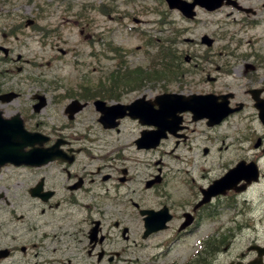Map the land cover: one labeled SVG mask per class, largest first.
I'll return each mask as SVG.
<instances>
[{"label": "rangeland", "instance_id": "374dc122", "mask_svg": "<svg viewBox=\"0 0 264 264\" xmlns=\"http://www.w3.org/2000/svg\"><path fill=\"white\" fill-rule=\"evenodd\" d=\"M113 1L114 4L110 0H0V45L4 46L2 37L6 39V42H10L6 47L10 48V55L13 59H16V56L20 54L22 61L15 65L23 69L18 73L14 66L10 68L0 63V79L3 76L12 78L11 81L3 85L0 84V91L12 87L13 89H18V91L19 88L22 89V93H34L35 89L38 88L37 83L39 81L58 78L62 80V85L58 84L57 86L61 85L63 93L70 90L71 94L76 95L79 92L74 90V88L82 86L92 91L90 94H94L97 92L98 79L103 78V81L108 83L107 77L111 73L113 76L116 74L120 75L127 70L131 71L135 68L141 70L139 77L145 82L137 85L136 89H120L119 91L115 89L113 91V93L119 92L126 94V97L129 96L127 102L141 94L153 97L163 90L160 84H165L169 90L175 92H178L181 87L185 93L206 94L212 92L213 89L224 91L226 87L238 88L241 89V92L243 91V85H232V81L225 76L216 80L212 78L210 83L193 80L186 76L185 85H180V87L176 83L179 73H176L177 76L173 78V83L170 84L166 81L160 82L161 79L154 80V77L149 76V72H151L149 68L150 58L149 55H146L148 50L145 47L144 33L149 34L150 29H153L154 25L157 26L158 24L155 22L158 20L157 16L149 14L147 4L150 7L157 8L159 4L155 0ZM240 2L243 5H253L259 11L257 16L247 18L248 20L254 21L264 17V7H262L264 0H240ZM84 4L87 5L86 13L88 17L82 20L77 16V11ZM104 7L107 12L106 14H101L100 8H102L103 12ZM202 18L205 19V17ZM217 18L216 20L221 23L225 20L234 22L238 19L237 17L226 19L223 16ZM25 19L36 20L37 32L32 28L25 27ZM134 19H140L143 22L135 24L133 22ZM209 19L211 20L210 17L206 20ZM177 21L179 22V20ZM20 27H22L24 33L17 37L10 38L3 32L9 28H16L17 34H20L23 32ZM239 27H242V25L232 23L228 25L229 34L231 35L233 30V33L236 32L237 29L236 40H247V36L239 32ZM1 28L4 29L2 30ZM210 29L213 32L215 31V27ZM45 30L52 31L48 38H43L41 35ZM250 34L251 36L262 35L257 46H264V33L261 32L260 28L253 31L249 30L248 35ZM254 41L252 40L249 45L255 46ZM110 44L118 49L112 52ZM236 44L237 41L233 40L231 46ZM221 46H223V42L220 45L216 44V47H220L219 50L222 51ZM60 50L65 51L66 55L63 56ZM190 50L193 51L194 49L190 48ZM249 51L250 48L245 45L236 52V55L244 56ZM153 52L154 49H152V54ZM2 56L3 54L0 53V58ZM216 61L232 62L233 59L225 57ZM47 63H51V67H48ZM35 64H40V68H37ZM7 69H9V72L6 71ZM212 75L215 76L214 73ZM127 76H129V73ZM157 76L161 78L160 75ZM102 83L104 85V82ZM108 85L105 87H109ZM103 100L109 103L112 102L108 98ZM67 102L68 100L62 97L60 105L55 107L56 120H51L55 125L65 124L66 120L62 114V106ZM124 102L126 101H122V103ZM232 124L230 121L221 127L208 131H205V126L202 123L192 125L191 127L195 129V132H187L188 139L176 148L172 138L164 140L160 147L150 151V159L145 162L146 174L140 170H134L137 180L132 182L130 187L125 188V190L129 189L128 197L132 201L127 202L128 199H125L123 204L129 207V204L131 205L132 202H135L139 207L153 209H158L162 204H168L172 207V213L178 217L182 215L183 211L192 209L197 201L196 187L208 184L212 178L220 174L224 163L226 164L235 152L233 149L238 143L235 140H240L245 135L248 140H243L247 144L245 147L242 144V147L246 149V153L248 151V155L254 151L252 149L249 150L251 143H254L257 137L255 132L251 131L255 125L254 121L249 122L248 130L243 133H237L234 129L228 128L227 125L231 126ZM72 125L77 127L78 132L82 131L88 134L90 145L87 143L86 146L89 147L88 150L93 154V157L81 155L82 158H96L101 155H107L101 149L103 139L115 142L119 136L123 135L121 133L125 131L128 133L138 131L137 124L133 121L124 123L121 133L103 131L97 123V116L91 112H84L78 116L77 121ZM261 131V127L258 126L257 133L259 134ZM107 144L108 154L111 153L116 157L117 141ZM229 144L231 145L229 146ZM112 146L115 148L114 154L111 152ZM227 146L229 147L225 149ZM204 147L210 149L207 156L202 153ZM219 148H222V150L219 151ZM124 152L122 150L118 154L129 157L126 159V163L128 165L133 164L135 155L133 153V155H124ZM147 163L151 164H149L148 168ZM261 166L264 173V162H262ZM159 170L161 171L159 172ZM185 170H188L189 173H186ZM156 176H160L161 181L146 189L145 182L149 179H155ZM97 179L98 182L92 186L93 192L97 194L104 192L102 190L104 185L110 186L113 184L111 182L100 184V177ZM190 179H193V182ZM0 181L5 190L4 198L7 200L6 202L4 199H0V211H3L0 214L2 219L0 245H12L15 247L18 227L26 223L27 219H30L26 216L30 200L24 195V187L21 180H19V186L17 187V171L2 175ZM246 199L248 202L244 207V211L237 216L236 210H225L224 206L217 202L218 211L210 217L201 214L206 219H198L194 234L179 238L177 243L172 246H165L163 250L156 248L157 243L165 237L162 233H158L150 237V239L148 238L147 241L142 239L140 232L142 224L139 215L136 213L133 223L129 225L132 231L136 233V240H134L136 246L135 255H133V245H127L129 248L126 245H109L106 246V249L121 248L122 250L127 248L125 252L130 250V256L127 257V255L124 263L120 264H129L128 258L134 262L131 264H185L187 256L191 254L198 239L202 242V239L209 235L213 237L217 233V235L221 234L223 230L217 232V228L221 227L220 222L225 221L230 224L237 219L236 225L232 227V230H225L227 235H229L227 245L215 264H227L229 259L242 258L240 257L242 253L245 254V261H248L253 257V254L251 252L249 254L247 251L252 242L257 241L260 245H264V179L256 189L246 195ZM113 200H116V198L112 196L109 199L105 195L104 205L112 206L111 202ZM86 201H90V198H87ZM22 204L23 206L20 207ZM129 208L132 212L133 209ZM20 212L24 215V218H22L24 221L18 218ZM30 220L33 225V220ZM63 241H47L41 247H48L50 254H57V258L69 260L72 264H95V261H91L86 255V244L73 242L76 248L71 250L62 244ZM23 242H27V240ZM149 253H152L155 258L149 259ZM12 261L10 260L9 264H12Z\"/></svg>", "mask_w": 264, "mask_h": 264}, {"label": "flooded vegetation", "instance_id": "af4514ba", "mask_svg": "<svg viewBox=\"0 0 264 264\" xmlns=\"http://www.w3.org/2000/svg\"><path fill=\"white\" fill-rule=\"evenodd\" d=\"M198 9L207 13L202 8ZM2 42L5 47L10 43L6 42L5 38L2 39ZM5 47H3L4 50L0 51V53L3 52L0 63L10 68L14 66L20 73L23 69L15 65L22 61L20 54L16 56V59H13L10 55V48ZM212 48H206L201 58L195 54H190L188 51L183 52V50L176 53L172 58H167L170 65L183 71L176 83L179 87L180 85L184 86L185 76L187 75H189L188 78L199 81H203V79L208 81L212 77V73L215 74L213 76L214 80L225 76L232 81V85L244 86L242 92L241 89L228 87L224 91L221 89L215 90L214 94L218 96L225 95L228 106L234 109V112L226 120L236 116L239 119L236 124L242 125L249 111L254 114L252 119L254 117L258 119L255 99L264 103V48L249 47L250 51L244 56L236 55L233 52L220 54V59L229 57L233 59L232 62L215 61L214 54L211 51ZM62 55H65V53H62ZM19 68L22 70L19 71ZM6 71L9 72V69ZM11 80V77L3 76L0 79V84L3 85ZM53 81L57 82L53 83ZM61 82L62 80L58 78L44 79L37 83L38 88L35 89V92L29 94L22 93L20 88L18 91V89H13L12 87L0 91V94L6 92L17 93L15 100L3 106L7 116L17 112L22 117L24 124L29 126V130L40 132L47 137V141L42 145H36L37 148L44 147L48 149L56 145L66 155V157H59L45 164L34 166L20 165L15 168L11 166V169L2 168L3 171L0 173V177L17 171V187L19 186V180H21L24 187V195L30 200L26 216L32 219L34 224L32 225L31 220L27 219L26 223L18 227L15 247L12 245H0V252L8 250V253L0 254V264H9L10 260H13L12 264H72L69 260L57 258V254H50L48 247H41L47 241L59 240H64L62 244L71 250L76 248L73 242L86 244V255L91 261H95V264H120L127 255V257L130 256V253L125 252L124 248L122 250L121 248L106 249V246L135 245L136 233L132 231L129 225L133 223L135 214H139L140 210L145 208L139 207L135 202H132L131 205L129 204V207L133 209L131 212L130 208L123 204V201L125 199H128L127 202L132 201L128 197L129 189L125 190V188L130 187L131 183L137 180V175L134 173L137 167L135 141L139 132L128 133L125 131L121 133L123 123L130 120L127 115L116 120L117 126L110 129L104 128L98 119L97 123L103 131L123 134L115 140L118 144L116 145L117 156L114 157L111 153L108 154L107 143L115 142L103 139L101 149L107 155H101L96 158H82L81 155L93 157V154L88 150L89 147L86 146L87 143L90 145L88 134L82 131L78 132L77 127L72 124L84 112H91L99 117L94 105V101L97 99L108 98V100L112 101L111 103L106 100L103 101L109 104H122V101L127 103L129 96L126 97V94L119 92L113 93V91L115 89L118 91L120 89H136L137 85L143 84L145 80H133L126 87H111L106 83L103 85L102 82L105 81L99 79L97 80L98 88L96 93L90 94L87 88L80 86L74 88L79 93L76 95L72 93L70 96V90L64 93L61 91ZM58 84L61 85L57 86ZM106 85L110 87H105ZM164 88L165 91H162V93L170 92L167 91L166 86ZM254 88L258 90V93L253 96L251 89ZM178 93L184 94V89L180 87ZM36 94L44 95L47 98L45 106L37 112L34 109L38 101L34 99ZM139 96L147 97L146 94ZM62 97L68 100L62 106V114L66 121L64 125H55L51 120H56L54 110L55 107L60 105ZM71 100H78L82 105L80 111L76 110L78 113L75 114L73 119H69L65 114V107ZM118 113L115 112V114ZM181 117V122L178 126L180 129L179 133L177 132L176 136H174L176 146L181 140L187 138L185 132L189 130L191 125L203 122L204 126H206L205 121L193 122L188 112L183 113ZM261 130L258 137H256L258 142L256 143L255 140L257 145L251 143L249 150L253 149L254 152L250 155L247 154L248 151L246 153L244 148L247 144L246 141L240 140L237 143L233 149L235 152L229 159L230 167L240 162L258 160L264 154V127ZM127 136L131 140L130 147L125 145L124 139ZM242 144H244V147H242ZM114 150L115 148L112 146L111 152L113 154ZM122 150L125 151L124 155H131L132 153L135 155L133 164L128 165L126 159L129 157L118 154ZM98 177L101 179L100 184L113 183L110 186L104 185L102 188L104 192L101 194L94 193L92 190V186L98 182ZM146 182L145 185H147ZM243 185L244 182H240L237 187H242ZM124 190L125 192H123ZM4 191L0 181V199H4L7 202L4 198ZM105 195L109 198L113 196L116 199L120 196V199L113 200L111 202L112 206L104 205ZM87 198H90V201H86ZM22 206L23 204L20 207ZM1 213L3 211H0ZM18 218L24 221L22 212H20ZM176 218L179 219V217L173 215V220ZM140 219L143 221L142 217ZM1 223L2 219L0 217V229L2 228ZM179 230V227L172 230V238H178L189 232L190 228L184 231ZM24 240H27V242H23ZM134 249L133 247V251Z\"/></svg>", "mask_w": 264, "mask_h": 264}, {"label": "water", "instance_id": "95a60500", "mask_svg": "<svg viewBox=\"0 0 264 264\" xmlns=\"http://www.w3.org/2000/svg\"><path fill=\"white\" fill-rule=\"evenodd\" d=\"M202 103H204V101H200V107H202ZM28 142H32V138L21 130L18 122L14 125L12 123L0 121V165L7 162L17 163L25 158H32V152L27 154H23L22 152V148H24ZM153 213L154 212L143 213L148 214V217L145 218V236L149 234V232L161 228L162 223H160V221H154L160 219V217L157 216L160 213H154L156 215H153Z\"/></svg>", "mask_w": 264, "mask_h": 264}, {"label": "bare ground", "instance_id": "6f19581e", "mask_svg": "<svg viewBox=\"0 0 264 264\" xmlns=\"http://www.w3.org/2000/svg\"><path fill=\"white\" fill-rule=\"evenodd\" d=\"M124 141H125V143H126V144H125L126 147H130L131 140L128 138V136L124 139ZM138 157L141 159L140 161H144L146 155L142 154V155H139Z\"/></svg>", "mask_w": 264, "mask_h": 264}]
</instances>
